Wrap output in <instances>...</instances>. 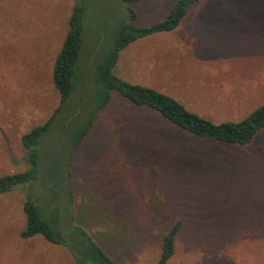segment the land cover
<instances>
[{
	"label": "rangeland",
	"instance_id": "rangeland-1",
	"mask_svg": "<svg viewBox=\"0 0 264 264\" xmlns=\"http://www.w3.org/2000/svg\"><path fill=\"white\" fill-rule=\"evenodd\" d=\"M76 2L77 66L87 82L74 88L65 113L41 138L38 163L46 176L0 196V264H72L62 247L18 238L23 194L49 205L51 184L64 169L73 223L112 259L154 264L162 236L178 221L166 264H264V129L243 145L220 143L114 95L65 160L70 135L57 125L78 109V97L87 113L96 63L127 8L136 15L133 27L147 26L174 0H0V176L26 168L20 136L57 105L51 70ZM113 72L214 124L239 121L264 104V0H196L172 32L120 51Z\"/></svg>",
	"mask_w": 264,
	"mask_h": 264
},
{
	"label": "trees",
	"instance_id": "trees-1",
	"mask_svg": "<svg viewBox=\"0 0 264 264\" xmlns=\"http://www.w3.org/2000/svg\"><path fill=\"white\" fill-rule=\"evenodd\" d=\"M120 1L131 6L140 0ZM195 1L174 0L160 20L141 27H133L130 24L136 15L132 8H127L126 18H122L117 23L111 33L108 48L96 63L92 78V97L87 101L89 105L87 113L82 114V100L78 97L73 100V106H79L78 109L74 108L70 115L57 125L60 134L64 135L68 130L70 135L65 160L83 141L98 114L109 105L114 95L133 106L155 111L163 120L187 134L220 143L243 145L264 129V104L239 121L214 124L208 119L187 111L173 98L148 87L127 83L114 74L113 70L120 51L136 40L172 32ZM81 32L82 7L76 2L68 16L67 31L51 70V82L58 94L57 105L43 124L31 128L20 136L26 168L23 171L0 176V196L14 191L17 186L23 184L31 182L39 184L46 176L45 170L42 172L43 168L38 163V147L50 126L62 113H65L68 99L74 88L83 81L80 80L77 66V56L82 42ZM83 82L86 83L87 80ZM50 174L49 169L48 176L50 179H55ZM69 183L68 172L64 169L60 183L51 184L49 205L45 199L23 194L21 212L24 224L18 233V238L30 240L39 237L52 245L62 247L69 255L72 264H133L110 258L78 224L73 223L76 217L70 208ZM58 201L65 202L66 207L58 205ZM178 230L179 222L177 221L162 236L160 252L154 264H166L171 257Z\"/></svg>",
	"mask_w": 264,
	"mask_h": 264
}]
</instances>
